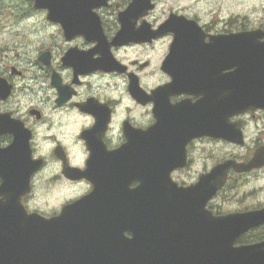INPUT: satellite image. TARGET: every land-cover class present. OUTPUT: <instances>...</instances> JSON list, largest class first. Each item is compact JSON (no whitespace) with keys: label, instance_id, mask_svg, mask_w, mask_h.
Here are the masks:
<instances>
[{"label":"flooded vegetation","instance_id":"1","mask_svg":"<svg viewBox=\"0 0 264 264\" xmlns=\"http://www.w3.org/2000/svg\"><path fill=\"white\" fill-rule=\"evenodd\" d=\"M183 1H78L72 9L49 0L64 15L54 19L35 0H21L25 15L6 16L17 3L0 0V207L52 218L90 193L107 197L108 183L135 188L137 167L159 162L158 139L173 149L168 178L183 187L220 164L257 158L251 169L232 167L205 209L216 217L264 210V107L228 113L224 81L236 69L227 52L238 67L241 57V42L230 47L227 37L247 32L264 46V5L251 17L225 0ZM262 241L264 222L234 246Z\"/></svg>","mask_w":264,"mask_h":264},{"label":"water","instance_id":"2","mask_svg":"<svg viewBox=\"0 0 264 264\" xmlns=\"http://www.w3.org/2000/svg\"><path fill=\"white\" fill-rule=\"evenodd\" d=\"M48 1L35 0L36 7H48L52 18L61 19L64 15ZM64 1L67 8L72 2L69 8L75 9V2L84 6L99 0ZM252 36L245 32L240 38L227 37L230 47L234 40L241 42L239 67L232 49L226 56L227 67L236 68L224 78L225 101L233 105L228 113L264 107V46H254ZM198 133L214 134L193 135ZM169 144L157 139L159 162L137 167L140 174L135 179L141 183L135 188L128 189L127 180L108 183L112 192L107 197L96 200L90 193L52 218L29 214L20 205L0 207V264H264V241L234 246L244 231L264 222V210L216 217L205 209L232 167L251 169L261 165L257 158L246 167L232 161L220 164L198 184L183 187L168 178L176 166L168 158L173 150L166 148ZM83 174L92 178L88 170ZM95 202L102 203L99 209L93 207ZM127 230L132 238L125 236Z\"/></svg>","mask_w":264,"mask_h":264},{"label":"rangeland","instance_id":"3","mask_svg":"<svg viewBox=\"0 0 264 264\" xmlns=\"http://www.w3.org/2000/svg\"><path fill=\"white\" fill-rule=\"evenodd\" d=\"M12 1H15L18 6V10L16 11V15L14 13L9 14L8 12L5 13L6 16H23L25 15V5L21 2V0H7V5L10 4ZM193 0H184L182 3H191ZM207 0H204L206 2ZM226 9L228 10L229 7L233 8L232 12L240 11L243 15L250 14L251 17L260 16L259 8L261 5H264V0H225ZM23 6V8L21 7ZM27 9V7H26ZM256 11V12H255ZM228 15L231 13L229 11ZM227 15V16H228ZM264 184V183H262Z\"/></svg>","mask_w":264,"mask_h":264}]
</instances>
